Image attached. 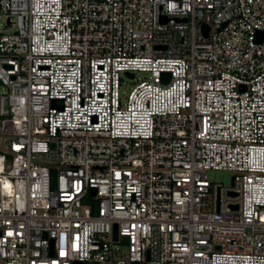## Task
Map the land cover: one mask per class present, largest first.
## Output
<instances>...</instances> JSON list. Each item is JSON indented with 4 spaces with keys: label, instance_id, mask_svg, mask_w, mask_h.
Wrapping results in <instances>:
<instances>
[{
    "label": "built area",
    "instance_id": "built-area-1",
    "mask_svg": "<svg viewBox=\"0 0 264 264\" xmlns=\"http://www.w3.org/2000/svg\"><path fill=\"white\" fill-rule=\"evenodd\" d=\"M0 13V264H264V0Z\"/></svg>",
    "mask_w": 264,
    "mask_h": 264
},
{
    "label": "rangeland",
    "instance_id": "rangeland-1",
    "mask_svg": "<svg viewBox=\"0 0 264 264\" xmlns=\"http://www.w3.org/2000/svg\"><path fill=\"white\" fill-rule=\"evenodd\" d=\"M6 24V17L3 13H0V30L4 28ZM13 29V26L10 28H7L5 31H11ZM143 72L137 71L136 72V78L141 77ZM133 82L127 80V78H123L120 82V94L123 99H125L127 93L132 87ZM2 90V84L0 82V91ZM1 141V139H0ZM207 176L209 179L214 181H220L224 184H230L232 179V171L228 169H207Z\"/></svg>",
    "mask_w": 264,
    "mask_h": 264
},
{
    "label": "water",
    "instance_id": "water-1",
    "mask_svg": "<svg viewBox=\"0 0 264 264\" xmlns=\"http://www.w3.org/2000/svg\"><path fill=\"white\" fill-rule=\"evenodd\" d=\"M7 22H8V19H7ZM167 74H169V72H167ZM92 192L94 193L95 190L93 189ZM113 235H114V237H117V230H116V225L115 224H114V229H113Z\"/></svg>",
    "mask_w": 264,
    "mask_h": 264
}]
</instances>
